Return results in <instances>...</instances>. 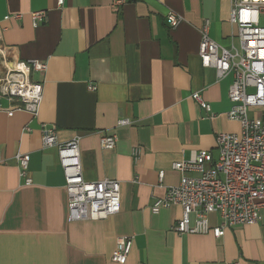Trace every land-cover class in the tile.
Returning a JSON list of instances; mask_svg holds the SVG:
<instances>
[{"label": "crops", "instance_id": "0c3cea01", "mask_svg": "<svg viewBox=\"0 0 264 264\" xmlns=\"http://www.w3.org/2000/svg\"><path fill=\"white\" fill-rule=\"evenodd\" d=\"M112 3L0 0V80L16 61L48 66L32 74L44 86L38 117L8 112L13 103L0 95V264H117L112 256L123 237L134 239L126 264H264V211L260 223L228 227L216 238L175 233L181 206L151 210L180 184L175 163L201 151L216 160L217 135L241 132L229 117L233 76L218 79L199 55L206 22L212 40L241 50L232 0H137L118 10ZM40 11L47 21L34 27L31 14ZM170 12L182 18L176 29ZM197 92L211 114L194 100ZM251 115L263 117L260 109ZM45 126L56 127L60 143L81 138L86 181L121 183L118 214L69 220L64 170L58 149L43 146ZM112 134L117 146L104 149L101 137ZM19 153L29 156L31 184L20 176ZM209 221L221 225L217 215Z\"/></svg>", "mask_w": 264, "mask_h": 264}, {"label": "built area", "instance_id": "2783aa9c", "mask_svg": "<svg viewBox=\"0 0 264 264\" xmlns=\"http://www.w3.org/2000/svg\"><path fill=\"white\" fill-rule=\"evenodd\" d=\"M130 0H113L112 7L119 9ZM231 21L237 26L241 50L225 48L209 36L206 22L202 30L199 55L205 68H213L218 79L233 76L229 97L233 104L229 117L241 124V132L220 133L216 137L219 156L215 160L211 152H193L189 160L177 162L174 170L181 173L178 186L168 190L162 199H156L151 210L158 214L162 209L181 206L182 219L174 231L183 235H206L212 233L221 238L228 227L234 225H256L262 220L264 211V27L260 17L264 14V0H232ZM64 0H59L63 6ZM33 26L39 27L47 21L45 11L31 14ZM170 28L176 29L182 18L170 12L166 17ZM5 51V49H3ZM5 64H7L5 62ZM47 63L38 60L16 61L0 80V95L10 101L8 112L23 111L38 117L44 98V86L32 79L33 73L45 74ZM96 90L95 87H90ZM194 100L208 113L211 107L200 93ZM17 102V104H14ZM260 109L262 118L251 115ZM4 110L0 107V111ZM121 120L119 125H129ZM43 146L57 148L60 164L64 170L66 190L69 198V220H106L121 210V183L104 179L88 182L83 177L80 144L81 138L60 143L57 129L45 126L42 131ZM116 134L103 135L101 145L113 150L117 146ZM142 150L135 147L132 156L138 161ZM21 178L31 184L29 156H16ZM210 164L209 168H205ZM198 173L199 176L191 174ZM164 172L160 173V179ZM210 215H217L221 225L212 227ZM134 244L133 237L118 241L112 261L126 264Z\"/></svg>", "mask_w": 264, "mask_h": 264}, {"label": "trees", "instance_id": "16d2710c", "mask_svg": "<svg viewBox=\"0 0 264 264\" xmlns=\"http://www.w3.org/2000/svg\"><path fill=\"white\" fill-rule=\"evenodd\" d=\"M130 1H137V0H130Z\"/></svg>", "mask_w": 264, "mask_h": 264}]
</instances>
